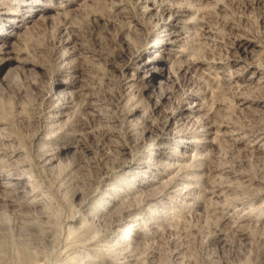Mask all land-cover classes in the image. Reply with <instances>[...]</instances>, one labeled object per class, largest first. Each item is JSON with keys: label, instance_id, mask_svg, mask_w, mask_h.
<instances>
[{"label": "rangeland", "instance_id": "obj_1", "mask_svg": "<svg viewBox=\"0 0 264 264\" xmlns=\"http://www.w3.org/2000/svg\"><path fill=\"white\" fill-rule=\"evenodd\" d=\"M0 54V264H264V0H0Z\"/></svg>", "mask_w": 264, "mask_h": 264}, {"label": "bare ground", "instance_id": "obj_2", "mask_svg": "<svg viewBox=\"0 0 264 264\" xmlns=\"http://www.w3.org/2000/svg\"><path fill=\"white\" fill-rule=\"evenodd\" d=\"M145 2V1H144ZM166 12V11H165ZM164 15V14H163ZM162 16V15H161ZM167 17V21H170V23H172V21H173V17L171 16V15H167L166 16ZM176 17V16H175ZM175 23V22H174ZM169 30V29H168ZM172 30V29H171ZM173 31V30H172ZM171 32V31H170ZM168 41V40H167ZM170 42V41H169ZM166 47V46H165ZM162 48V47H161ZM4 50V49H3ZM162 50V49H161ZM161 50H160V52H161ZM5 51V50H4ZM7 51V50H6ZM162 53H163V51H162ZM1 55V54H0ZM152 58V57H151ZM158 60V59H157ZM143 62H145V61H143ZM140 65V64H139ZM164 69V68H163ZM6 81V80H5ZM2 82H4V81H2ZM7 83V82H6ZM59 84V83H58ZM151 85V84H150ZM155 85V84H154ZM151 87V86H150ZM152 87H154V86H152ZM56 88V87H55ZM60 89V88H59ZM63 89V88H62ZM155 89V88H154ZM64 91H66V90H64ZM63 92V91H62ZM61 92V93H62ZM148 93V92H147ZM58 94V93H57ZM67 94V93H66ZM60 95V94H59ZM61 95H63V94H61ZM59 97V96H58ZM66 98V97H65ZM65 101V100H64ZM67 101V100H66ZM61 104V103H60ZM57 108V107H56ZM60 108V107H59ZM68 108V107H67ZM57 112V111H56ZM55 115V114H54ZM179 115V114H178ZM57 116V115H56ZM51 117V116H50ZM172 117H173V115H172ZM175 120V119H174ZM46 123V122H45ZM44 129V128H43ZM42 130V128L39 130V131H41ZM55 136V135H54ZM57 136V135H56ZM59 139V138H58ZM182 140H184V139H182ZM49 141V140H48ZM52 142H53V140H52ZM187 143V142H189L188 140H185V141H182V143ZM45 143V142H44ZM48 143V142H47ZM55 143V142H54ZM53 144V143H52ZM68 144V143H67ZM185 145V144H184ZM73 146V145H72ZM55 153V152H54ZM59 156V155H58ZM57 158V157H56ZM50 159V158H49ZM133 220V219H132ZM140 220V219H139ZM135 230H137V228L136 227H129V229L127 230V231H129V232H132V231H135ZM128 232V233H129ZM91 242V241H90ZM94 242V241H93ZM113 242V241H112ZM133 242V241H132ZM124 243V242H123ZM86 250V249H85ZM127 257V256H126ZM83 258V257H82ZM124 262V261H123ZM72 263V262H71Z\"/></svg>", "mask_w": 264, "mask_h": 264}]
</instances>
